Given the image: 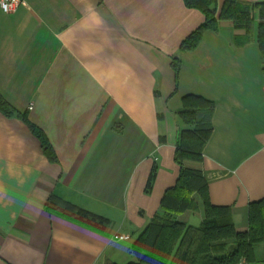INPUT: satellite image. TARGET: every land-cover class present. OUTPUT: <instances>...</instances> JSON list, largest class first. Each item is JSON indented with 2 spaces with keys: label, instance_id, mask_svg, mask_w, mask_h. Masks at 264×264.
<instances>
[{
  "label": "crops",
  "instance_id": "0c3cea01",
  "mask_svg": "<svg viewBox=\"0 0 264 264\" xmlns=\"http://www.w3.org/2000/svg\"><path fill=\"white\" fill-rule=\"evenodd\" d=\"M23 1L11 13L0 8V96L45 131L58 161L24 117L0 111V264L133 261V242L177 183V112L189 94L215 111L204 160L187 165L205 172L213 204L231 206L237 230H248L249 206L264 198V5L249 29L220 20L181 52L205 20L184 0ZM52 193L111 225L101 232L51 215ZM177 218L199 226L203 215ZM255 251L254 262L238 264H264V240Z\"/></svg>",
  "mask_w": 264,
  "mask_h": 264
},
{
  "label": "trees",
  "instance_id": "16d2710c",
  "mask_svg": "<svg viewBox=\"0 0 264 264\" xmlns=\"http://www.w3.org/2000/svg\"><path fill=\"white\" fill-rule=\"evenodd\" d=\"M188 7L200 10L204 22L181 44V52L196 48L206 30H217L223 19L234 20L237 26L249 29L255 20L256 7L238 0H184ZM258 43L264 57V16L258 26ZM181 57L174 56L176 76ZM264 70V68H263ZM0 111L7 116L24 117L29 128L40 140L43 152L51 162L58 155L45 131L26 114H20L0 96ZM215 103L203 96L189 94L177 112L178 137L175 161L180 167L175 186L167 189L161 200V212L137 236L131 246L135 259L127 264H238L254 262L256 244L264 240V198L249 206V227L238 231L231 206L215 205L209 194V179L204 171L191 168L188 161L202 162L204 148L213 133ZM158 165L154 164L145 192L152 191ZM51 215H58L92 230L104 232L110 218L85 209L62 196L52 193L45 203ZM188 209H200L203 215L199 226L188 225L177 217ZM118 264V263H111Z\"/></svg>",
  "mask_w": 264,
  "mask_h": 264
},
{
  "label": "built area",
  "instance_id": "2783aa9c",
  "mask_svg": "<svg viewBox=\"0 0 264 264\" xmlns=\"http://www.w3.org/2000/svg\"><path fill=\"white\" fill-rule=\"evenodd\" d=\"M23 3V0H0V8L6 13H11ZM129 238L130 236L126 234H116L113 239L120 241L127 240Z\"/></svg>",
  "mask_w": 264,
  "mask_h": 264
}]
</instances>
